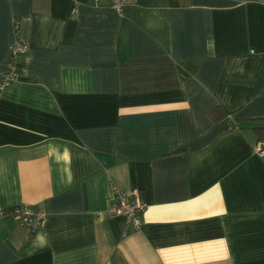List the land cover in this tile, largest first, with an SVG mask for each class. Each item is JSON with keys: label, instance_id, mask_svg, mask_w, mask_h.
Listing matches in <instances>:
<instances>
[{"label": "crops", "instance_id": "0c3cea01", "mask_svg": "<svg viewBox=\"0 0 264 264\" xmlns=\"http://www.w3.org/2000/svg\"><path fill=\"white\" fill-rule=\"evenodd\" d=\"M15 39L0 264H264L247 130L264 119V0H0V78ZM130 190L137 230L108 212ZM24 204L47 217L30 236L11 214Z\"/></svg>", "mask_w": 264, "mask_h": 264}, {"label": "built area", "instance_id": "2783aa9c", "mask_svg": "<svg viewBox=\"0 0 264 264\" xmlns=\"http://www.w3.org/2000/svg\"><path fill=\"white\" fill-rule=\"evenodd\" d=\"M100 1V0H95ZM111 7L118 13H121L124 7L131 5L135 0H107ZM74 9L72 13H74ZM17 33V24L15 25ZM28 53V46L15 39L8 47L7 53V70L0 78V95L2 91L15 82V72L19 67V61ZM254 152L260 157H264V142L257 141L253 148ZM114 203L108 209L113 215L123 216L126 227L132 230L140 228L142 223V215L146 204L142 196L137 190L115 191L113 196ZM11 214L15 217L18 224L25 230L28 236L41 229L47 217L45 213L30 205H19L11 210Z\"/></svg>", "mask_w": 264, "mask_h": 264}, {"label": "trees", "instance_id": "16d2710c", "mask_svg": "<svg viewBox=\"0 0 264 264\" xmlns=\"http://www.w3.org/2000/svg\"><path fill=\"white\" fill-rule=\"evenodd\" d=\"M208 116L213 121H218L225 117V113L220 109L216 108L213 111H211ZM253 125L247 130H249L253 136L255 137L256 141L264 142V119L254 120L252 121ZM240 130H246L243 128H239Z\"/></svg>", "mask_w": 264, "mask_h": 264}]
</instances>
